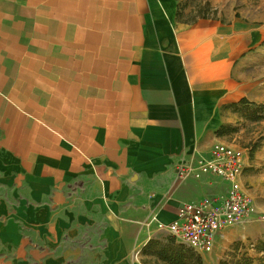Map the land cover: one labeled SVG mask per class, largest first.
I'll list each match as a JSON object with an SVG mask.
<instances>
[{
  "label": "crops",
  "instance_id": "0c3cea01",
  "mask_svg": "<svg viewBox=\"0 0 264 264\" xmlns=\"http://www.w3.org/2000/svg\"><path fill=\"white\" fill-rule=\"evenodd\" d=\"M181 1L0 0V264H142L157 222L226 194L179 167L227 143L244 171L227 138L261 121L226 106L264 25Z\"/></svg>",
  "mask_w": 264,
  "mask_h": 264
},
{
  "label": "rangeland",
  "instance_id": "374dc122",
  "mask_svg": "<svg viewBox=\"0 0 264 264\" xmlns=\"http://www.w3.org/2000/svg\"><path fill=\"white\" fill-rule=\"evenodd\" d=\"M181 2L193 6L197 16L219 13L223 18H227L234 15L247 22L264 25V0H182ZM234 78L238 86L242 88L243 97L249 101L264 104V40L237 66ZM249 107L252 108V106ZM238 115L241 114L238 113ZM260 121L259 124L244 125L240 133L227 138V141L235 145L247 147L248 164L243 172L244 176L257 175L254 182L246 179L257 214L247 218L246 222L240 225L226 228L222 235L223 239H219L210 254L204 255L202 260L204 264H234L243 255L250 257L252 264H258L257 258L262 256V252H258L255 248L259 245V241H264V139L260 140L263 148L260 147L252 159L249 158L248 148L250 143L257 141L260 135H264V118ZM250 164L252 166H249ZM167 236L166 232L161 231L151 238L163 239ZM149 263L152 264L151 260ZM67 264L95 263L87 254L72 252L69 254Z\"/></svg>",
  "mask_w": 264,
  "mask_h": 264
},
{
  "label": "built area",
  "instance_id": "2783aa9c",
  "mask_svg": "<svg viewBox=\"0 0 264 264\" xmlns=\"http://www.w3.org/2000/svg\"><path fill=\"white\" fill-rule=\"evenodd\" d=\"M244 165V150L227 143L214 144L208 158L196 161V170L179 167L177 175L191 174L194 178L213 175L228 183L226 194L220 198L187 201L177 206L176 217L169 223L157 222L176 241L198 254L213 250L218 232L240 224L257 214L253 200L240 177Z\"/></svg>",
  "mask_w": 264,
  "mask_h": 264
},
{
  "label": "trees",
  "instance_id": "16d2710c",
  "mask_svg": "<svg viewBox=\"0 0 264 264\" xmlns=\"http://www.w3.org/2000/svg\"><path fill=\"white\" fill-rule=\"evenodd\" d=\"M249 106H252V108ZM226 107L250 121H258L264 118V104L249 101L246 97H241L237 101L229 103ZM230 131H235V128L221 125L216 133L222 135ZM262 139H264V135L259 136V141H254L248 145L250 159H252L253 153L261 146L260 140ZM255 249L258 252H262V256L257 258L258 264H264V241H259V245ZM141 253L151 258L144 259L142 264H150L149 262L152 259V264H203L198 253L185 244L176 241L169 234L163 239H148L142 247ZM234 264H252V259L243 255Z\"/></svg>",
  "mask_w": 264,
  "mask_h": 264
}]
</instances>
